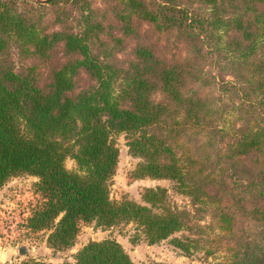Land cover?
Listing matches in <instances>:
<instances>
[{"label": "trees", "instance_id": "obj_1", "mask_svg": "<svg viewBox=\"0 0 264 264\" xmlns=\"http://www.w3.org/2000/svg\"><path fill=\"white\" fill-rule=\"evenodd\" d=\"M68 1L81 0H0V187L22 174L38 178L42 200L26 226L48 230L53 249L71 246L80 222L134 223L150 244L186 230L172 239L184 253L217 254L213 264H264V0H198L212 12L195 19L174 0H117L123 34L135 32L136 18L159 32L178 25L187 39L209 41V62L234 78L220 80L237 98L226 114L216 96L187 88L222 78L200 67L203 46L168 63L139 43L129 65L117 66L109 59L114 47L101 37L102 21L88 11L67 23L72 16L60 5ZM46 8L54 9L53 22L44 21ZM80 72L92 83L77 90ZM237 109L246 123L225 140L227 112ZM120 132L143 158L136 176L172 180L190 208L170 203L160 186L146 188L142 202L110 198L118 151L112 135ZM67 157L77 170L65 167ZM74 260L136 264L112 239L87 242Z\"/></svg>", "mask_w": 264, "mask_h": 264}, {"label": "rangeland", "instance_id": "obj_2", "mask_svg": "<svg viewBox=\"0 0 264 264\" xmlns=\"http://www.w3.org/2000/svg\"><path fill=\"white\" fill-rule=\"evenodd\" d=\"M174 3L187 10L189 19L207 16L212 12L210 6L198 0H174ZM60 6L65 7V12L71 14L72 18L68 19L67 23L72 25L75 24L79 14L88 11L94 19L102 21L104 31L100 33L101 37L107 41L108 47H114L113 54L109 59L120 67L129 65L133 59V48L139 43L150 45L154 52L168 63L171 61L181 63L185 56H193L196 53V47L203 46V52L206 56L199 59L200 67H204L208 71L211 70L212 74L222 78L217 79V85H198L197 82L192 81L188 83L187 88L193 89L194 93L198 95L216 96L219 99L218 107L224 110L223 114H226L228 108L233 105V101H236L237 98L234 95L230 96L221 87L222 79L234 80L231 72L227 67L221 68L215 62L212 64L209 62L210 54L204 49L209 41L203 45L200 41L187 39L186 33L181 32V27L178 25L159 32L146 21L136 18H133L132 21L135 32L127 35L123 34V30L120 28L121 22L115 14L122 7V3L117 2V0L68 1ZM226 6H228V3ZM45 10L44 21L53 22L54 9L46 8ZM60 17L62 18V14ZM57 25H60V23L52 24L50 27H57ZM194 26L195 23L191 22L189 28ZM196 31H199V29L196 28ZM200 33L204 36V31ZM120 35L124 37L123 41L115 43L113 37ZM227 35L225 33L222 35L220 43L222 46ZM94 48L96 49L95 52L101 49L97 48V44ZM222 53H218L219 59L223 57ZM57 55L61 56V52L58 51ZM25 62L33 63V60L32 58L25 59ZM222 62L223 60H220V63ZM91 83L89 77L80 72L77 76L76 89L87 87ZM155 96L158 97L157 94ZM227 113L229 115H226V124L229 131L223 137L225 140L231 135L233 129L246 123V114H243L239 109ZM112 137L118 151L115 170L108 181L111 199L117 201L130 199L142 202V194L146 188L160 186L167 189L170 203L190 208L189 197L179 193L173 187L172 180L136 176L135 173H137V168L143 158L131 152L127 145L125 133H115ZM64 165L68 170H77V165L71 157L65 159ZM37 180L38 178L35 176L22 174L10 178L0 187V264H15L24 260H40L52 263L68 261L70 264H75L74 254L78 249L91 240L102 239L116 240L136 264H213L218 259L217 254L215 256L207 255L203 249L184 253L176 247L172 242L173 237L186 234V230L176 232L166 239L150 244L134 223H119L110 227H101L96 226L94 222H80L73 244L65 249H53L46 242L48 230L33 231L26 226V218L38 202L42 200L35 184ZM21 250L23 253H20Z\"/></svg>", "mask_w": 264, "mask_h": 264}, {"label": "water", "instance_id": "obj_3", "mask_svg": "<svg viewBox=\"0 0 264 264\" xmlns=\"http://www.w3.org/2000/svg\"><path fill=\"white\" fill-rule=\"evenodd\" d=\"M29 1H33V2H44L45 0H29ZM20 253H23L22 250L20 251Z\"/></svg>", "mask_w": 264, "mask_h": 264}]
</instances>
